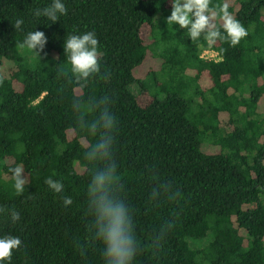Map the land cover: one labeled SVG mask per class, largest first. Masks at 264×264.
<instances>
[{
  "label": "trees",
  "instance_id": "trees-1",
  "mask_svg": "<svg viewBox=\"0 0 264 264\" xmlns=\"http://www.w3.org/2000/svg\"><path fill=\"white\" fill-rule=\"evenodd\" d=\"M64 2L67 15L51 23L32 16L51 0H0V206L21 216L0 217V235L22 241L11 264H102L85 203L83 150L94 138L77 128L72 102L105 95L140 241L135 264H264V0H211L246 28L235 46L167 24L171 0ZM31 30L47 38L40 56L20 46ZM87 31L99 41L100 72L82 86L63 43ZM209 46L221 59L202 58ZM15 165L27 176L21 196L7 171ZM49 176L73 205L47 188ZM165 182L177 199L150 200Z\"/></svg>",
  "mask_w": 264,
  "mask_h": 264
},
{
  "label": "clouds",
  "instance_id": "clouds-1",
  "mask_svg": "<svg viewBox=\"0 0 264 264\" xmlns=\"http://www.w3.org/2000/svg\"><path fill=\"white\" fill-rule=\"evenodd\" d=\"M210 3L211 0H171V13L166 22L187 29L191 40L203 37L209 45H214L217 40L227 39L232 46L239 44L248 35L246 28L228 12L227 4L217 10ZM67 13L64 0H51L47 6L35 9L32 16L36 20L44 18L56 23ZM217 18L222 20L221 26L215 22ZM23 25L24 20L17 18L14 28L23 31ZM46 44L47 38L43 31L31 30L25 34L20 46L40 56ZM63 49L75 82L86 86L89 79L100 72L96 33L87 31L70 34L64 39ZM111 103L107 95L89 101L76 97L72 102L77 128L94 138V142L83 150V160L89 169L85 192L86 214L91 239L100 246L102 264H135L141 250L140 241L133 208L124 198V185L120 182L116 159L117 120L111 111ZM89 112L95 113L91 119L87 118ZM7 171L11 177L12 191L17 196L23 195L27 183L24 169L15 165ZM44 184L60 197L65 208L73 205V198L64 195L65 185L61 180L49 176ZM178 196L171 182H165L151 188L149 199L160 202L162 199L176 200ZM0 217L13 224L21 219L20 212L14 207L0 206ZM163 237L160 231L154 236L153 243L159 246ZM21 245L18 236L0 235V264H11L13 251L19 250Z\"/></svg>",
  "mask_w": 264,
  "mask_h": 264
},
{
  "label": "built area",
  "instance_id": "built-area-1",
  "mask_svg": "<svg viewBox=\"0 0 264 264\" xmlns=\"http://www.w3.org/2000/svg\"><path fill=\"white\" fill-rule=\"evenodd\" d=\"M202 58L204 59H214V60H219L220 58V54L217 50L213 49L211 46L206 47L203 49L202 53H201Z\"/></svg>",
  "mask_w": 264,
  "mask_h": 264
}]
</instances>
